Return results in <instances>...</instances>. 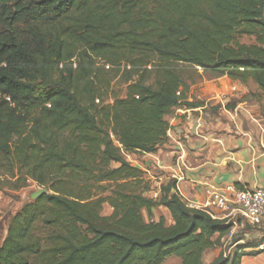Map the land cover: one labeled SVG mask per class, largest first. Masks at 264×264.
<instances>
[{"label": "trees", "instance_id": "trees-1", "mask_svg": "<svg viewBox=\"0 0 264 264\" xmlns=\"http://www.w3.org/2000/svg\"><path fill=\"white\" fill-rule=\"evenodd\" d=\"M80 51L89 64L74 69ZM90 55L122 74L124 98L104 105L109 83ZM177 65L251 80L264 98V0H0V174L13 190H46L12 218L0 264H204L222 245L230 225L188 208L172 180L146 196L124 157L166 142L189 90ZM158 207L170 225L153 219ZM243 250L210 264H240Z\"/></svg>", "mask_w": 264, "mask_h": 264}, {"label": "crops", "instance_id": "crops-1", "mask_svg": "<svg viewBox=\"0 0 264 264\" xmlns=\"http://www.w3.org/2000/svg\"><path fill=\"white\" fill-rule=\"evenodd\" d=\"M223 77L226 78L217 77V81ZM206 92L208 97L187 94L186 101L165 118L170 127L166 142L154 154L140 156L145 165L135 162L134 166L146 173L157 188L174 181L186 206L195 205V209L226 223L218 209L207 206L204 191L211 189L224 195L227 186L245 190L264 187V103L242 99L248 91L227 97L216 85H210ZM184 103L197 106L187 108ZM229 104L233 109L224 110ZM130 156L136 157L127 155ZM158 210L168 214L164 208H156L153 210L155 221L161 217L156 213ZM164 219L167 225L171 224L166 214ZM237 225L236 229L241 228L239 221ZM255 227L264 238V219ZM256 250L248 249L249 252ZM261 258L263 254L244 256L240 264L244 261L264 264Z\"/></svg>", "mask_w": 264, "mask_h": 264}, {"label": "rangeland", "instance_id": "rangeland-1", "mask_svg": "<svg viewBox=\"0 0 264 264\" xmlns=\"http://www.w3.org/2000/svg\"><path fill=\"white\" fill-rule=\"evenodd\" d=\"M20 33V32H19ZM240 44H246L251 45L254 44V38L252 37H241L238 41ZM90 59H92V68L93 71L98 75L100 73L101 79L106 81L108 84L107 87V97H105L104 105H111L115 99H122L126 95V85L124 83V78L122 74L115 72H112L111 70L104 68V70L101 69V67L104 65V62L99 57H93V55H90ZM138 56H134L136 58ZM88 58L83 54L82 51L79 53L77 52L76 55L73 56V58L69 61L70 64H72V67L75 69L79 64L87 66ZM176 71L180 74L182 79L185 81V83L189 87V92L192 95V97H195V95H206V97L209 96L207 91L208 86L210 85H216L218 89L221 90V94H225L227 97H232L235 95H240L245 91H248V94H245L242 99L249 98L250 101H257V102H263L264 98L261 96V92L258 90L257 86L251 81L248 80L247 83H242L237 79L229 78L226 76V78L217 81L218 76L211 71H204L202 69L193 67V66H182L177 65L175 67ZM152 81V80H151ZM151 81L149 83H151ZM83 82L80 83V86H82ZM205 89V91H204ZM191 91V92H190ZM202 91V92H201ZM203 97V96H202ZM234 103V102H232ZM262 103V104H263ZM114 139V138H113ZM124 157L127 159L128 162L131 163V165L141 164L145 165L146 163L140 158L139 155H136V157H127V155H124ZM112 167H116V165H112ZM150 165H149V167ZM144 173V172H143ZM155 173V172H153ZM14 180L10 179L7 176L0 174V247L6 238L8 226L12 220V218L20 212V210L27 204L32 203L35 201V199H32L31 196L33 193L39 191V190H45L44 188L39 187L37 184L27 181L26 187L19 190H13L11 189L10 183H12ZM144 181L147 183V186L150 189V192L146 194V196H153V194L158 192V188L156 187L154 181L148 179V175L144 173ZM46 191V190H45ZM107 195V194H105ZM112 213L111 208L108 205H104L102 207L101 215L102 216H109ZM157 215H161L164 217L166 214V217L168 219V214L163 210L156 211ZM144 218L146 219L145 213H143ZM239 222H241L240 219H238ZM46 228L42 226L41 223L36 224V228L34 230V235H36L38 238L44 239L47 235ZM260 231L255 226H250L247 224H244L241 228L236 229L234 234L231 237H227L225 240L222 241V245L219 247H215L213 249L207 250L204 253L203 257V263L204 264H210L214 259H216L220 252L224 253V257L232 258L234 251L236 249H244L243 254L247 257H254L249 256L248 249H257V247L264 242V238L259 233ZM248 247V248H247ZM260 254L264 253L261 252ZM263 258H261V261H263ZM180 261L175 257L167 258L166 261L163 264H179ZM249 262H243V264H247ZM256 264V263H252Z\"/></svg>", "mask_w": 264, "mask_h": 264}, {"label": "built area", "instance_id": "built-area-1", "mask_svg": "<svg viewBox=\"0 0 264 264\" xmlns=\"http://www.w3.org/2000/svg\"><path fill=\"white\" fill-rule=\"evenodd\" d=\"M225 192L226 194L222 195L211 189H205L204 195L208 199L207 206L218 209L224 220H227L226 224L231 226L229 237L234 234L238 219L241 220L239 222L241 227L244 224L256 226L264 219V187L245 190L227 186ZM157 196L158 192H155L153 198ZM187 207L196 208L192 204ZM257 250L264 253V242L258 246Z\"/></svg>", "mask_w": 264, "mask_h": 264}, {"label": "water", "instance_id": "water-1", "mask_svg": "<svg viewBox=\"0 0 264 264\" xmlns=\"http://www.w3.org/2000/svg\"><path fill=\"white\" fill-rule=\"evenodd\" d=\"M43 194H46V191L45 190H39V191L33 193L31 198L32 199H37L38 197H40Z\"/></svg>", "mask_w": 264, "mask_h": 264}]
</instances>
